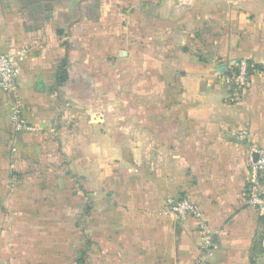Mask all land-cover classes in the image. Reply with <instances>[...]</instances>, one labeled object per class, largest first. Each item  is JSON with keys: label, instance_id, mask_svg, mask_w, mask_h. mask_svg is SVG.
Instances as JSON below:
<instances>
[{"label": "crops", "instance_id": "0c3cea01", "mask_svg": "<svg viewBox=\"0 0 264 264\" xmlns=\"http://www.w3.org/2000/svg\"><path fill=\"white\" fill-rule=\"evenodd\" d=\"M0 54L19 64L0 181L10 147L14 168L64 159L89 181L85 264H264V206L242 198L264 148V0H0ZM240 59L260 75L232 104L222 75Z\"/></svg>", "mask_w": 264, "mask_h": 264}, {"label": "rangeland", "instance_id": "374dc122", "mask_svg": "<svg viewBox=\"0 0 264 264\" xmlns=\"http://www.w3.org/2000/svg\"><path fill=\"white\" fill-rule=\"evenodd\" d=\"M12 151L0 181V264H85L92 253L84 234L93 206L89 181H79L64 159L51 170L43 163L14 168Z\"/></svg>", "mask_w": 264, "mask_h": 264}, {"label": "built area", "instance_id": "2783aa9c", "mask_svg": "<svg viewBox=\"0 0 264 264\" xmlns=\"http://www.w3.org/2000/svg\"><path fill=\"white\" fill-rule=\"evenodd\" d=\"M191 0H175L180 5H187ZM260 75L255 65L246 59H240L222 75V81L228 87V103H241L250 91L253 81ZM19 64L16 56L0 54V90L15 94L18 88ZM15 112L14 122L17 129H26L25 123L18 118ZM245 136L241 135V139ZM258 155L256 161L250 160L249 177L246 188L242 193L244 205L248 208L260 210L264 206V185L262 177L264 172V148L255 150ZM166 210L179 220L188 217L199 219L200 212L197 207L185 199L170 198L166 202ZM205 245L208 239L204 238Z\"/></svg>", "mask_w": 264, "mask_h": 264}, {"label": "water", "instance_id": "95a60500", "mask_svg": "<svg viewBox=\"0 0 264 264\" xmlns=\"http://www.w3.org/2000/svg\"><path fill=\"white\" fill-rule=\"evenodd\" d=\"M219 71L224 72V67H220ZM256 160H257V155L254 156V161H256ZM262 183L264 185V172H263V177H262Z\"/></svg>", "mask_w": 264, "mask_h": 264}, {"label": "trees", "instance_id": "16d2710c", "mask_svg": "<svg viewBox=\"0 0 264 264\" xmlns=\"http://www.w3.org/2000/svg\"><path fill=\"white\" fill-rule=\"evenodd\" d=\"M63 78H64V76H63ZM63 80L64 79H62L61 81L63 82ZM76 262H77V264H80L81 263V259H77Z\"/></svg>", "mask_w": 264, "mask_h": 264}]
</instances>
